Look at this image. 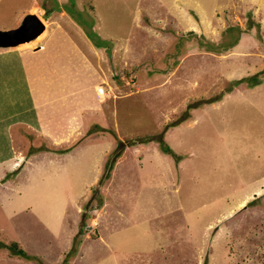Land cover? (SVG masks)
<instances>
[{
    "label": "rangeland",
    "instance_id": "rangeland-1",
    "mask_svg": "<svg viewBox=\"0 0 264 264\" xmlns=\"http://www.w3.org/2000/svg\"><path fill=\"white\" fill-rule=\"evenodd\" d=\"M28 14L75 146L3 173L0 264H263L264 0H0V30Z\"/></svg>",
    "mask_w": 264,
    "mask_h": 264
},
{
    "label": "crops",
    "instance_id": "crops-1",
    "mask_svg": "<svg viewBox=\"0 0 264 264\" xmlns=\"http://www.w3.org/2000/svg\"><path fill=\"white\" fill-rule=\"evenodd\" d=\"M50 43L46 47V42L41 40L31 48H25L23 43L0 46V173H2L0 185L8 182L3 180L5 171L17 170L16 174L19 175L24 166L29 167L28 169L35 166L34 161L37 162V159L43 158L54 162L59 149H65V155L75 146L59 144V140L66 141L68 138L73 140L74 137L70 133L67 138L60 139L62 135L59 137L52 132L50 118L46 117L53 112L47 110L43 114L42 110L46 104L54 103L55 97L58 96L54 89L61 81L59 76L54 74V69L56 68L58 72L64 71L56 58L57 53V57H60L62 49ZM45 56L50 57L53 72L49 71L50 65L45 61ZM93 85L96 87L98 84L77 85L72 89L77 94H84L80 99L83 102L87 95L85 90L92 88ZM72 89L68 91L62 89L63 94L74 95ZM72 102L71 100L68 105L71 106ZM85 107L89 109L90 104H85ZM53 135L55 143H46ZM35 138L39 140L38 143H35ZM20 139L23 141L22 146H16ZM78 253L73 256L72 262H75Z\"/></svg>",
    "mask_w": 264,
    "mask_h": 264
},
{
    "label": "water",
    "instance_id": "water-1",
    "mask_svg": "<svg viewBox=\"0 0 264 264\" xmlns=\"http://www.w3.org/2000/svg\"><path fill=\"white\" fill-rule=\"evenodd\" d=\"M42 28H44L42 21L34 14H28L17 28L0 30V46L14 45L24 40L34 38Z\"/></svg>",
    "mask_w": 264,
    "mask_h": 264
},
{
    "label": "trees",
    "instance_id": "trees-1",
    "mask_svg": "<svg viewBox=\"0 0 264 264\" xmlns=\"http://www.w3.org/2000/svg\"><path fill=\"white\" fill-rule=\"evenodd\" d=\"M247 78V77H246ZM235 82V81H234ZM234 82L232 83V84H234ZM163 149H164V151H168V152H170L171 154H174V153H172L171 152V148L168 146V144L166 145V146H164L163 147ZM115 155V154H114ZM113 161V160H112ZM112 161H111V159L110 160H108V162H107V165H106V169H105V171H106V173H105V176L106 175H108V172H109V170L111 169V164H113L112 163ZM111 162V163H110ZM103 174V173H102ZM102 176V175H101ZM105 176H102L101 178H100V182H99V184L101 183V182H103L105 179H103ZM81 228H83V225H82V227ZM81 228H80V230H81ZM79 241H81V239L80 240H78V241H74V244L75 245H78V243L77 242H79ZM9 247H11L12 249H13V253H16V254H21V255H23V256H27L28 257V255L26 254V252L24 251V249L22 248V247H20V246H18V245H16V243L14 242V241H12L9 245H8ZM263 264H264V262H263Z\"/></svg>",
    "mask_w": 264,
    "mask_h": 264
},
{
    "label": "built area",
    "instance_id": "built-area-1",
    "mask_svg": "<svg viewBox=\"0 0 264 264\" xmlns=\"http://www.w3.org/2000/svg\"><path fill=\"white\" fill-rule=\"evenodd\" d=\"M100 91H102V88L100 89Z\"/></svg>",
    "mask_w": 264,
    "mask_h": 264
}]
</instances>
